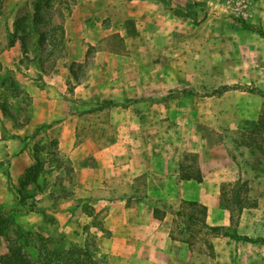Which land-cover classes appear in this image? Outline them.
Segmentation results:
<instances>
[{
    "label": "crops",
    "instance_id": "0c3cea01",
    "mask_svg": "<svg viewBox=\"0 0 264 264\" xmlns=\"http://www.w3.org/2000/svg\"><path fill=\"white\" fill-rule=\"evenodd\" d=\"M35 1L2 0L0 32L14 33L23 6ZM204 1L209 0H52L61 24L59 52L46 53L38 42L25 49L19 36L0 43L1 68L15 70L21 95L29 97L24 117L1 116V211L42 234L46 225L66 232L89 223L99 239V260L107 257L108 264H197L190 240L171 234L175 213L157 218L153 200L177 210L185 202L204 205L206 225L227 228L233 216L223 204L222 185L239 179V169L232 155L228 166L213 148L207 154L202 144L188 143L184 148L198 153L204 179H182L180 150L164 151L157 134L163 122H149L151 115L162 117L164 108L147 102L162 96L165 80L177 79L179 35L188 34L195 49L196 33L208 23L200 18L197 24L173 8L199 12ZM259 12L264 18V7ZM50 145L55 153L49 158ZM41 155L43 169L50 171L34 170ZM63 161L73 167V184ZM69 184L78 201L61 196ZM26 190L33 197L22 199ZM49 194L57 197L46 198ZM253 209L244 206L238 236L216 234L209 241L211 254L201 252L203 259L264 264V235L255 234L264 223ZM7 252L0 234V256Z\"/></svg>",
    "mask_w": 264,
    "mask_h": 264
},
{
    "label": "rangeland",
    "instance_id": "374dc122",
    "mask_svg": "<svg viewBox=\"0 0 264 264\" xmlns=\"http://www.w3.org/2000/svg\"><path fill=\"white\" fill-rule=\"evenodd\" d=\"M51 1L32 2L34 9L38 10L36 14H33L31 5L30 8L28 3L24 5L16 21V31H1L0 43L6 40L10 42L19 36L27 44L38 42L44 49H48L46 53L59 52L63 44L61 24L55 20L58 10ZM262 7L264 0H209L200 3V11L189 15L197 24L200 18L208 19L203 30L196 33L197 47L191 48L188 34L179 35V67L173 68L177 79L174 82L165 80L162 96L147 102L148 105L157 103L164 108L162 117L158 115L157 119L155 115H151L149 118L152 123L163 122V128L158 126L157 134L158 143L163 144L164 151L179 149L181 161L190 163L191 159L184 158L185 155L196 152L184 147L188 143L194 144V148L202 144L205 153H212L214 149L216 156L228 166L232 165V155L236 160L235 168L239 169V179L222 185L223 202L232 208L231 226L211 231L202 224L205 217L202 208L186 203L180 206L181 215L175 214L171 234L173 237L190 240L196 251L197 264H211L208 259H203L201 252L211 254L212 246L209 241L216 234L226 233L232 237L237 235L239 219L245 212L244 206L254 207L252 211L257 215L259 224L264 223V156L257 151H251L243 137L244 132L255 125L264 103V35L244 28L242 21L264 30V18L259 12ZM174 8L187 11L181 6ZM29 57L25 56L24 61ZM13 71L0 68V121H3L1 116L5 117L6 112L21 119L28 111L29 97L21 95L22 91ZM135 100L138 99H132ZM24 137L32 138L30 134H25ZM54 153V147L48 146L47 156L50 158ZM257 158L261 163L259 168H254ZM43 160H46L45 156L41 155L34 170L39 172L43 169ZM63 166L67 180L73 184L74 170L71 163L63 161ZM47 169L43 170L46 172ZM46 184L47 180L44 181V185ZM30 193L26 190L22 199L33 197ZM74 195L70 184L61 193L64 198H75ZM55 197L57 196L54 194L46 195L50 199ZM75 200L78 201L77 198ZM153 204L161 211L172 209L163 200H153ZM85 209L87 212L91 211L89 204ZM252 211L249 210V214ZM13 215L10 212H0V232L6 238L8 247L22 245L27 253L36 256L38 249L43 251L46 246L53 248L74 245L89 249L95 254L97 261L108 264L107 257L99 260L102 255L99 239L89 223L84 224L85 226L79 224L80 229L73 224V228L66 232L58 231L53 225H46L43 227L46 231L42 234V229H23L16 223ZM190 216L192 220L189 219ZM46 220L53 221L49 217ZM74 222L78 223L79 218ZM257 228L260 231L255 230V234L264 235V226Z\"/></svg>",
    "mask_w": 264,
    "mask_h": 264
},
{
    "label": "trees",
    "instance_id": "16d2710c",
    "mask_svg": "<svg viewBox=\"0 0 264 264\" xmlns=\"http://www.w3.org/2000/svg\"><path fill=\"white\" fill-rule=\"evenodd\" d=\"M38 11V10H37ZM173 12L176 15L184 16V15H194L195 12L191 10L183 11L182 9L173 8ZM242 25L244 28L257 31L261 35H264V30L262 28H256L245 21H242ZM23 47L26 49V41L23 37H21ZM1 68V65H0ZM262 92V91H261ZM264 94V93H263ZM108 103H112L111 101H107ZM6 112V111H5ZM9 112H6L8 114ZM10 114V113H9ZM244 143L249 147L251 151H257L262 156H264V103L262 105L259 116L255 122L253 128L247 130L243 134ZM191 159L190 163H185L182 160L179 164V173L182 179H193L196 181H203L204 175L201 171V168L198 163V154L191 153L189 155H185L184 158ZM260 159L257 158L255 163L253 164L254 168H259ZM8 177H10L9 173L6 172ZM157 201H162L161 199H157ZM222 201H223V188H222ZM190 206H199L202 208L204 216L206 214V207L204 205L197 204L195 202H185ZM224 204V202H223ZM176 215H181L180 210L174 211L173 209L169 210ZM1 212V210H0ZM166 211H161L159 207L154 206V214L157 218L162 219L165 215ZM189 219H193L191 216ZM202 224L213 231H217L220 227H209L206 225L204 219ZM2 234V232H0ZM236 235L235 237H237ZM246 238V237H245ZM24 245V244H23ZM25 246H28L25 244ZM38 249L37 255H31L24 250L22 245H10L9 254H3L0 256V262L2 264H105L104 262H99L95 259V254L92 253L87 248H82L74 245L63 246V247H53L49 248L46 246L45 249Z\"/></svg>",
    "mask_w": 264,
    "mask_h": 264
}]
</instances>
